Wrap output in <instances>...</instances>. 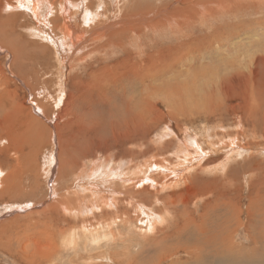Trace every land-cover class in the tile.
Here are the masks:
<instances>
[{
  "label": "rangeland",
  "instance_id": "obj_1",
  "mask_svg": "<svg viewBox=\"0 0 264 264\" xmlns=\"http://www.w3.org/2000/svg\"><path fill=\"white\" fill-rule=\"evenodd\" d=\"M49 1L53 6L48 15L45 17L42 6L39 14L43 16L32 22L15 7L22 0H0V189L2 185L13 191L32 188V196H13L16 192H12L11 197L3 194L0 199V242L1 246H11V252L0 249V264H28L30 258L39 264H170L184 261L188 254L180 247L185 241L180 228L189 229V233L195 230L203 248L207 239L218 243L220 231L214 219L223 220L224 216L232 221L234 237H230L236 243H245L258 225L264 230V50L257 52L252 47L264 46V29L254 33L249 29L239 37L243 46L251 47L252 55L244 56L246 51H242L237 56L241 72L229 76L225 85L209 96L210 105L205 108L209 114L201 111L174 125L175 120L165 118L171 107L167 102L173 100L163 102L161 96H148L141 87L154 84L147 70L159 67L160 57L151 52L173 44L183 34L178 27H173V34L140 29L141 37L123 35L122 26L113 25L119 15L136 20L133 25H124L127 29H139L151 15L139 0ZM163 1L153 0L150 6ZM166 1L169 4L159 10L163 16L180 7L182 1L190 4V0ZM196 2L191 0V4ZM199 3L202 22L197 20L195 27L182 32L212 39L215 34L208 28L219 20L212 14L207 17V8L220 12L221 6L215 3L213 7L214 2L207 4V0ZM261 3L259 12L256 5L234 9L235 21L260 20L264 24V0ZM229 4L233 8L234 3ZM87 7L98 15V21L88 28L82 22V11ZM47 27L61 41L60 49L38 36L36 31ZM70 30L83 32L77 42L80 46H70ZM112 34H117L116 39L106 41ZM94 46L99 48L91 51ZM145 59L151 60L144 63L147 66L140 64ZM162 60L175 61L173 71H161L166 80L162 88L170 93L173 72L185 73L190 59L173 52ZM221 75L215 74V86L222 81ZM185 82L183 77L177 82L175 89L184 88L180 95L203 93ZM144 94L146 99L141 101ZM216 97L221 98L225 112L214 105L219 101ZM58 98H62L59 106L55 105ZM172 106L177 109L179 104ZM252 109L259 122L257 132H252ZM188 136L197 138L191 141L201 148L187 150L183 139ZM4 159L9 161L6 167L2 166ZM96 166L99 172H94ZM232 166L254 168L241 174L237 189L227 178ZM227 204H234L238 213H223ZM14 220L31 224L25 230L17 226L13 234L7 225ZM159 241L171 245L172 252ZM17 247L28 252L25 260L14 256Z\"/></svg>",
  "mask_w": 264,
  "mask_h": 264
},
{
  "label": "bare ground",
  "instance_id": "obj_2",
  "mask_svg": "<svg viewBox=\"0 0 264 264\" xmlns=\"http://www.w3.org/2000/svg\"><path fill=\"white\" fill-rule=\"evenodd\" d=\"M61 1V0H60ZM112 3L117 2L114 0H111ZM153 0H139L138 3L140 4L141 7L148 8L149 10H151V15L149 16V19H144V21L146 20V24L142 25L139 27V29L136 27L134 29H127L124 28V25L129 26V25H133V23L136 20L131 21V17H127L125 15H119L120 19H117L118 22H113L114 24H119L121 25V33L123 35H128L129 33H133L134 35H136L137 37L140 34V29L144 31V33L146 31H150V30H168L171 34H173V27H178V32L183 33L182 35H179L177 40H174L173 44H169L166 47H163V49L160 51V49H156L153 50L151 52V54L158 55V58L160 57V60L158 62L159 67L155 68L154 70L150 71V67L147 71L150 72V81L154 84H158V86H154L153 85H143L142 84V92H148V96H152L155 95V97L157 96H161L163 102H165V100L169 101V99L173 100L172 103L167 102L168 105H170L171 107H168L166 110V114H165V118L170 119L172 121L175 120V124L174 125H178V122L180 120H184L186 118H191L195 115H197L198 113L202 112H207L205 110L206 107H208L210 105L209 102V96L215 91L220 89L221 87H223L225 85V81L228 80L229 76H233L235 74H238V72L241 69H238V66H240V62L237 61V56L241 55L242 51H246V55L244 56H251L252 54L250 53V49L251 47H246L243 46V42L241 44L242 40H238L239 37L243 34H248L247 31L251 32H257L258 30L261 31V29L263 28V23L260 20H256V21H246V22H239V21H235V17H234V9H241V8H247V7H253V5H256V12H259V5L261 6L262 0H256L255 2L251 3L248 0H207V4L208 3H213L215 6H221L220 7V12H216L214 9H210L208 6V14L207 17L211 16L218 19L219 21H216L213 23V25H210V27L208 28V25H205V28L208 30L211 29L213 30V34H215V36L211 39V38H202V36H198V37H191L190 33H184L182 32V29L184 30L187 28H190L191 26L195 27V23L198 20L199 22H202L201 20V15H202V11L199 10V0H196L198 2L191 4V0H190V4H185L184 1H182V4L180 7H178L177 9H174L173 11H171L168 15L163 16L159 14V10H161L160 7L166 6L167 4H169V1H163L160 4H155L153 6H150ZM175 1V0H174ZM176 1H180V0H176ZM188 1V0H186ZM225 2V4H221L218 2ZM23 2V3H22ZM21 4L18 6H15L17 8L18 11L24 12L26 13V17L28 19H30L32 22L34 20H39L40 15L39 13H41V11H43L44 9H46V15L45 17L48 15V12H50L52 9L53 4H51V2L49 0H22ZM66 3H68V0H65ZM230 2L234 3L233 4V8H231L230 6ZM181 3V2H180ZM59 5H62L60 3H58ZM57 4V5H58ZM218 4V5H217ZM35 5L41 7V9L37 7H35ZM69 5V4H68ZM82 5V3H81ZM120 5V4H119ZM122 5V4H121ZM7 6V5H6ZM42 6L44 7V9L42 10ZM124 5H122L123 7ZM58 7V6H57ZM79 7V6H78ZM86 7V6H84ZM125 7V6H124ZM172 7V6H171ZM230 9H228V8ZM56 8V7H54ZM80 8V7H79ZM7 9H11V6H7ZM73 9V8H72ZM89 7L85 8L82 13V22L84 23V26H86V28H88L93 22L95 23L96 21H98V15L97 12H91L90 10L88 11ZM16 10V9H15ZM67 10V9H66ZM168 10V9H167ZM218 10V9H217ZM62 11V10H60ZM102 11V10H101ZM124 11V10H123ZM215 11V12H214ZM222 11H225L224 13L226 15L223 16V13H221ZM63 12V11H62ZM127 12V9H126ZM9 13V12H8ZM11 13V12H10ZM65 13V12H64ZM103 15L105 13V11L101 12ZM167 13V12H166ZM238 13V11H237ZM66 14V13H65ZM80 14V13H79ZM132 14V13H131ZM142 14V13H141ZM163 14V13H162ZM239 14V13H238ZM237 14V15H238ZM243 14V13H242ZM69 15V14H68ZM72 15V14H71ZM75 15V14H74ZM64 16V14H63ZM100 16V15H99ZM140 17V16H139ZM146 18V16H145ZM241 19V18H240ZM249 19V17H248ZM246 20V19H245ZM142 21V20H140ZM242 21V19L240 20ZM64 22V21H63ZM199 24V23H198ZM205 24V23H204ZM212 24V23H211ZM63 26V25H62ZM99 26V25H98ZM97 26V27H98ZM112 26V25H111ZM111 26H107L108 28ZM192 27V28H193ZM12 27H9V29H11ZM48 28V27H47ZM133 28V27H132ZM72 29V28H71ZM104 29V28H103ZM203 29V28H202ZM205 29V30H206ZM247 29V30H246ZM250 29V30H249ZM101 30V29H100ZM109 30V29H108ZM193 30V29H192ZM191 30V32H192ZM48 28L47 29H41L40 31H36L38 33V36L40 38H42L44 40L45 43H48L50 46L56 47V45H58V49L61 48L62 43L61 41H58L57 39H55L54 37H56L54 34L52 36V31ZM110 31V30H109ZM177 31V30H176ZM186 31V30H185ZM189 31V30H188ZM36 32H34V34H36ZM79 31L76 30H70V33L67 34L68 38L69 36H72L71 39H69L71 41L70 46H74V44L80 46L82 43H78L77 42L79 40H81L82 36H83V32H81V34H79ZM250 32V33H251ZM151 33V32H150ZM153 33V32H152ZM147 34V33H146ZM154 34V33H153ZM156 34V33H155ZM179 34V33H178ZM200 34V33H199ZM94 35V34H92ZM193 35V33H192ZM100 36H102V34H100ZM263 36H264V32H263ZM117 34H112L110 35V37L108 39H106V41L108 42H112L116 39ZM141 37V36H139ZM154 37V36H153ZM248 37V36H247ZM143 38V37H142ZM145 38V37H144ZM143 38V39H144ZM155 38V37H154ZM160 39V38H158ZM264 39V38H263ZM6 40V39H3ZM137 40V39H136ZM147 40V39H146ZM161 40V39H160ZM164 40V39H163ZM139 41V39H138ZM159 41V40H157ZM162 41V40H161ZM143 42V41H142ZM165 42V41H164ZM245 42V41H244ZM146 43V42H144ZM247 43V42H246ZM132 44V43H131ZM161 44V43H160ZM215 44H217V46H214ZM126 45V44H125ZM137 45V44H136ZM160 46V45H159ZM162 46V45H161ZM252 46V45H251ZM69 47V46H68ZM76 47V46H75ZM253 49L257 52H262L264 50V46H261L259 44H254ZM99 47L94 46V49H92L91 51H94L96 49H98ZM156 48V46H155ZM100 50V49H99ZM62 51L67 53L66 49H62ZM148 52V51H147ZM180 53L182 56H186L189 57L190 61L186 67V71L185 73L183 71H175L174 76L172 77V84L171 87L172 89L170 90V93L166 92V90L164 88H162L164 86L163 82L166 81L164 80V77L162 75V70L163 69H167L169 71H173L171 66H174L175 61H168V62H164L162 60V58L164 57L165 54H170V53ZM127 53V52H126ZM150 53V52H149ZM194 54V56H193ZM62 55V54H61ZM191 55V56H190ZM63 57V56H62ZM157 58V57H155ZM240 58V57H239ZM181 59V58H179ZM206 59V61H205ZM243 59V56H242ZM154 59L152 58V61ZM178 60V59H177ZM185 60V59H182ZM139 61V60H138ZM151 60H147L145 59V61L143 60V62H141L140 64L145 66L146 64H150ZM179 61V60H178ZM188 61V60H187ZM205 61V62H204ZM144 63H146L144 65ZM153 63V62H152ZM177 63V62H176ZM179 63V62H178ZM185 63V62H183ZM181 62V64H183ZM251 64V63H250ZM254 64V63H253ZM178 65V64H177ZM135 67V65H133ZM147 66V65H146ZM179 66V65H178ZM185 66V65H183ZM171 67V68H170ZM125 68V67H124ZM138 68V67H137ZM141 70V67H139ZM145 68V67H144ZM153 68V67H152ZM174 68V67H173ZM178 68V67H177ZM181 68V67H180ZM246 68H249V61L247 63ZM180 70V69H179ZM127 71V70H126ZM138 71V70H136ZM147 71H145L147 73ZM250 71V70H249ZM128 72V71H127ZM126 72V73H127ZM141 72H143L141 70ZM168 72V71H167ZM166 72V73H167ZM230 72V73H229ZM241 72V71H240ZM34 73V72H33ZM171 73V72H170ZM172 74V73H171ZM213 75V77H211L210 75ZM215 74H222L221 76H218L222 81L219 83L218 86H215L214 83V77ZM129 75V74H128ZM168 75V74H167ZM145 76V75H144ZM254 76V75H253ZM169 77V76H168ZM185 78L187 80L186 84H190L192 89H197V90H202L203 93L202 94H198L196 92H191L189 95L187 96H183L180 95L181 90L184 89L183 87L180 89H175L178 85L177 82L179 81L180 78ZM128 78V77H127ZM144 78V77H143ZM123 80V79H122ZM146 80V79H145ZM252 80V79H251ZM141 82V81H140ZM181 82V81H180ZM224 82V84H222ZM147 83V82H146ZM185 84V85H186ZM222 84V86L220 85ZM252 84V83H251ZM135 85V84H134ZM170 85V83H169ZM141 86V85H140ZM148 91H146L145 89L151 87ZM184 86V85H182ZM249 86V85H248ZM246 86V87H248ZM138 88V87H137ZM188 88V87H187ZM258 93V92H257ZM46 95V94H45ZM60 95V94H59ZM42 96V95H41ZM167 96V97H166ZM60 97V96H59ZM122 98V97H121ZM259 98V97H258ZM141 101L146 99L145 94L140 97ZM219 99V101H214V105L217 108H220L221 110H223V112H225L226 109H223L220 99L216 97L215 100ZM58 103L55 104L57 106H59V104L62 103V98H58ZM179 106H178V104ZM56 103V102H55ZM173 105H177V109H175ZM54 105V106H55ZM140 107V106H139ZM137 107V108H139ZM174 109H173V108ZM136 108V109H137ZM58 109V108H57ZM254 110L252 109L250 112H252L251 115V124H252V132H255L257 130L258 127V119L256 120L254 118ZM209 114V112H208ZM25 118V116H24ZM249 121V120H248ZM174 122V121H172ZM263 125V124H262ZM261 125V126H262ZM44 126V125H43ZM238 126V125H237ZM240 126V124H239ZM259 126V127H261ZM235 127V126H234ZM242 127V126H241ZM239 128V127H238ZM247 128V127H246ZM243 129V128H242ZM251 129V128H250ZM237 130V127H236ZM247 130V129H246ZM246 130L244 132H246ZM263 130V129H262ZM242 131V130H241ZM259 131V130H258ZM257 132V131H256ZM231 133V132H229ZM260 133V132H259ZM262 133V131H261ZM260 133V134H261ZM174 135V134H173ZM210 135V134H209ZM236 136V135H235ZM234 136V137H235ZM258 136V135H256ZM179 139L182 138V136H178ZM189 137V136H188ZM210 137V136H209ZM209 137L207 136V138L209 139ZM191 138L193 141H195L197 138L194 137H189L187 139H183V142L185 145H187L186 147L188 149H194L195 151H197L199 144L196 142H192ZM240 138V137H238ZM236 139V137H235ZM254 140V139H253ZM233 141V140H232ZM237 141V140H236ZM242 141V140H241ZM70 142V141H69ZM181 142V141H180ZM182 142V143H183ZM203 142V141H202ZM66 143V142H65ZM72 142H70L71 144ZM74 143V142H73ZM207 143V142H206ZM218 143V141H217ZM242 143V142H241ZM69 144V146H71ZM208 144V143H207ZM204 144V145H207ZM233 144H238L236 142L233 141ZM243 144V143H242ZM232 146V145H231ZM74 148H77L78 145L74 144L73 145ZM181 146H179L180 148ZM185 147V149H186ZM237 147V146H235ZM242 147V145H241ZM239 147V148H241ZM72 148V147H71ZM201 148V147H200ZM199 148V149H200ZM205 148V147H204ZM182 149H184V147L182 146ZM190 149V150H191ZM192 149V150H193ZM229 149V148H228ZM235 150V148H234ZM244 150V149H241ZM182 151V150H181ZM228 151V150H227ZM230 151H232L230 149ZM239 151V150H236ZM87 152V151H86ZM185 152V151H184ZM194 152V151H193ZM211 152V151H210ZM186 153V152H185ZM197 152H195L194 154H196ZM203 153V152H202ZM227 153V152H225ZM230 153V152H228ZM234 153V152H233ZM200 154V153H199ZM231 154V153H230ZM229 154V155H230ZM75 155V153H74ZM191 155V154H190ZM205 155V153L202 154V156ZM210 155V153H209ZM226 155V154H225ZM207 156V155H206ZM234 156V155H233ZM201 157V156H200ZM225 157V156H224ZM227 157H229L227 155ZM229 159V158H228ZM2 160V159H1ZM232 160V159H229ZM51 164L54 163V158L52 157L50 160ZM230 162V161H229ZM9 164V161L4 159V163L2 164V166L6 167ZM234 164V163H233ZM53 166V164H52ZM234 166V165H233ZM232 166V167H233ZM97 167V166H96ZM225 167V165L222 166L221 170H223ZM98 168H95L94 172L98 171ZM186 169V168H185ZM254 169V168H253ZM253 169L251 167H233L229 169V172L227 174V178L233 183V185H235L236 189L239 183V179L241 174L249 172V171H253ZM49 170V169H48ZM110 169H108V172ZM242 171V172H241ZM0 176L2 179V170H0ZM53 172V171H52ZM99 172V171H98ZM101 172V170H100ZM116 171H113L111 174L113 176V174ZM170 172V171H169ZM51 173V172H50ZM93 173V172H92ZM173 173V172H172ZM46 174V172H45ZM94 174V173H93ZM102 174V172H101ZM171 174V173H170ZM240 174V175H239ZM93 176V175H92ZM96 177V176H95ZM116 177V176H115ZM178 177V176H177ZM107 178V177H106ZM113 178V177H112ZM110 178V179H112ZM0 179V182H2ZM80 179V178H79ZM120 179V178H119ZM164 179V178H163ZM81 180V179H80ZM117 180V178H116ZM153 180V179H152ZM112 181V180H111ZM114 181V180H113ZM162 181V180H161ZM167 181V180H166ZM175 181V180H174ZM109 182V181H108ZM124 182V181H123ZM154 186V185H153ZM28 187V186H27ZM84 187V186H83ZM11 190V191H10ZM22 190V191H21ZM20 191H16L12 188H8L5 186V188L1 187L0 189V199L3 198V194L4 196L8 195V197H11L12 192H16L13 196L16 195H23L25 197L27 196H32V188L28 187V190L21 189ZM239 193V191H238ZM251 200V199H250ZM231 203V202H230ZM229 205V207H225L224 208V212L223 213H234L237 214L238 213V209H236L234 206V204H227ZM251 206V205H250ZM138 210V209H137ZM217 214V213H216ZM253 215V214H252ZM147 216V215H146ZM148 217V216H147ZM153 218V217H151ZM149 219V218H148ZM156 219V218H155ZM158 219H163L162 216H160ZM235 219V218H234ZM148 221V220H147ZM217 221V226L219 227V231H220V237H219V241L218 243H216L214 245V243H211L210 240H206V245L203 248V243L200 244L199 241L196 239V233L195 230H193L191 233H189V229H182L180 228V232H183L184 234V238L185 241L181 242L180 247L184 250L187 251L188 254L186 255V258L184 259V261H172L170 264H264V230H261V226L258 225L259 227L256 229V232H253L249 239L247 241H245V243H236V241L234 240V238L232 239V237H234V229H231L232 226V221H229L228 217L224 216L223 220H215L214 222ZM151 222V221H150ZM149 222V223H150ZM153 222V221H152ZM236 222V221H235ZM29 224H31V222L28 223V221H20V220H14L13 222L9 223L7 226L10 227L9 231L11 233L14 234L13 229H15L17 226H20L23 228V230H25V227H28ZM236 224V223H235ZM195 226V225H194ZM235 228V227H234ZM8 229V228H7ZM195 229V228H194ZM259 229V231H258ZM197 230V228H196ZM179 231V230H178ZM4 232V231H3ZM18 232V231H17ZM202 232V230H201ZM177 233V232H176ZM191 234L190 236L188 235ZM203 233V232H202ZM179 234V233H178ZM177 234V235H178ZM186 234V235H185ZM205 234V233H204ZM211 234V233H210ZM226 236L224 237L223 236ZM188 235V237H187ZM217 235V234H216ZM167 236V235H165ZM203 236V235H202ZM209 236V234H208ZM211 236V235H210ZM213 236V235H212ZM232 236V237H230ZM0 237L3 238V233H0ZM16 237V236H15ZM180 238V237H179ZM182 238V239H184ZM199 238V237H198ZM203 239V238H202ZM211 239V238H210ZM176 240V238H175ZM0 241H3V239H0ZM9 240H7L8 242ZM161 241V240H160ZM161 244H164L162 242H160ZM210 241V242H209ZM6 242V241H5ZM192 248H190V244ZM170 244V243H168ZM211 244V245H210ZM158 245V244H157ZM165 245V244H164ZM163 245V246H164ZM202 245V246H201ZM210 245V246H209ZM163 246L161 248H163ZM167 246L168 249H172L171 245H165ZM164 246V247H165ZM6 249H4V248ZM155 247V246H154ZM176 247V246H175ZM178 247V246H177ZM179 247V248H180ZM11 246L10 245H2L1 246V242H0V249L4 250L6 252H11ZM157 249V248H156ZM154 249V251H156V253L159 254L158 250ZM159 249V247H158ZM18 250V247H17ZM15 250V255H17V257L19 256V260L23 261L28 257V252L26 250H24V252H22L21 250ZM178 250V249H177ZM52 251V250H51ZM149 251V250H148ZM153 251V252H154ZM176 251V249H175ZM181 251V250H180ZM179 251V252H180ZM53 252V251H52ZM56 252V251H55ZM152 252V253H153ZM172 252V250H171ZM257 252L260 253V255L257 257L256 254ZM150 252V254H152ZM163 253V252H162ZM174 253V252H173ZM178 253V251H177ZM12 254V253H11ZM150 254L148 255V257L150 258ZM158 254H155V256L157 257ZM164 254V253H163ZM175 254V253H174ZM172 255V254H171ZM183 255V254H182ZM153 256V255H152ZM173 256V255H172ZM179 255H177L178 257ZM184 256V255H183ZM6 257V256H5ZM16 257V258H17ZM30 257H32L30 255ZM159 257V256H158ZM167 257V256H165ZM164 257V258H165ZM170 257V256H169ZM168 258V257H167ZM151 260L155 259L153 256L150 258ZM158 259V258H157ZM43 260V259H42ZM46 260V259H45ZM44 260V261H45ZM36 260H32L30 258V262H26L28 264H39V261L35 262ZM164 261L163 256H162V260L161 262ZM160 262V261H159ZM41 263V262H40ZM19 264V263H18ZM44 264V263H43ZM48 264V263H47Z\"/></svg>",
  "mask_w": 264,
  "mask_h": 264
}]
</instances>
